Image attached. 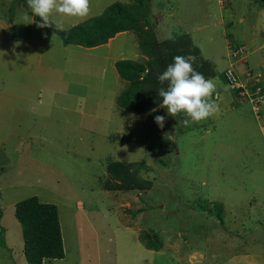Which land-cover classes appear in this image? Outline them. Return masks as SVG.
<instances>
[{
  "label": "rangeland",
  "instance_id": "rangeland-1",
  "mask_svg": "<svg viewBox=\"0 0 264 264\" xmlns=\"http://www.w3.org/2000/svg\"><path fill=\"white\" fill-rule=\"evenodd\" d=\"M116 1L131 0H90L87 18ZM150 2L157 37L187 32L215 63L214 116L185 125L184 114L173 118L159 106L121 114L116 97L125 81L114 63L147 58L135 31L96 47L65 45L36 26L26 0H0V264H28L14 206L33 195L57 206L65 251L44 264H264V109L257 115L248 100L235 101L223 74L254 68L239 80L264 84V7ZM87 18L50 17L64 29ZM236 45L247 63H235ZM248 72L254 77L243 78ZM156 115L166 117L164 128ZM114 161L143 163L151 189H103ZM206 201L223 204L222 221L199 209ZM143 230L162 242L159 250L143 246Z\"/></svg>",
  "mask_w": 264,
  "mask_h": 264
},
{
  "label": "trees",
  "instance_id": "trees-1",
  "mask_svg": "<svg viewBox=\"0 0 264 264\" xmlns=\"http://www.w3.org/2000/svg\"><path fill=\"white\" fill-rule=\"evenodd\" d=\"M258 1L260 6L264 7V0ZM150 5V0H131L129 3L116 1L100 14L68 29L56 31L54 26L49 27L61 37L65 45L76 44L86 48L102 45L118 32L135 31L139 38V49L147 58L119 59L114 63L119 77L125 81V87L116 97L117 106L123 115L147 113L160 105L162 98L158 96V90L166 87V84L161 85L157 77L173 63V57L176 55L195 57L193 67L206 79L214 77L216 72L215 63L202 56L189 33H175L168 39H161L155 35L157 21L151 19L154 15L150 14ZM34 17L38 21L41 19L39 16ZM223 74L228 82L225 70ZM232 90L238 97L247 100L245 96L238 94L239 89ZM257 113L262 114L263 111ZM120 139L123 138L119 135L112 138ZM143 167H145L143 163L139 162H108L105 179L102 182L103 189L110 192L149 191L153 182L140 174ZM204 204L206 205H199V209L208 210L222 221L224 211L222 203L206 201ZM2 213L0 206V218ZM14 216L21 226L23 253L28 264H44L45 261L62 259L65 256L58 209L54 203L40 201L34 195L29 196L15 203ZM3 231L4 228L0 224V245L6 247L2 240ZM138 239L145 248L157 251L162 247V242L151 231H141Z\"/></svg>",
  "mask_w": 264,
  "mask_h": 264
},
{
  "label": "clouds",
  "instance_id": "clouds-1",
  "mask_svg": "<svg viewBox=\"0 0 264 264\" xmlns=\"http://www.w3.org/2000/svg\"><path fill=\"white\" fill-rule=\"evenodd\" d=\"M26 3L33 16L41 18L36 24L41 29L54 26L56 31L64 30L62 23L50 19L53 14L70 18H87L90 13V0H26ZM233 48L236 47L229 48L231 56L238 55L237 61L246 62V58L240 56L242 51L236 52L241 49V45H238L236 49ZM194 60L195 57L191 55L187 57L176 55L173 57V63L169 64L157 77L161 85L166 84V87L158 90V96L162 98L159 107L166 109L167 115L173 118L184 114L189 118L183 120L185 125H188L190 121L194 123L203 121L219 111V105L213 99L216 84L212 79H206L202 73L195 70ZM235 75L240 79L238 74ZM247 77L248 75L243 78ZM262 85L264 86L263 83ZM155 111L156 109L153 108L149 114ZM154 122L159 128H164L166 117L156 115Z\"/></svg>",
  "mask_w": 264,
  "mask_h": 264
},
{
  "label": "built area",
  "instance_id": "built-area-1",
  "mask_svg": "<svg viewBox=\"0 0 264 264\" xmlns=\"http://www.w3.org/2000/svg\"><path fill=\"white\" fill-rule=\"evenodd\" d=\"M237 50L236 52H239ZM227 80L229 85L233 89H239L238 94L240 96H245L247 100L251 103L255 111H258L261 107H264V86L260 85L259 82L254 83H243L239 78L233 73V71L226 72ZM252 74H248L247 78H253Z\"/></svg>",
  "mask_w": 264,
  "mask_h": 264
},
{
  "label": "crops",
  "instance_id": "crops-1",
  "mask_svg": "<svg viewBox=\"0 0 264 264\" xmlns=\"http://www.w3.org/2000/svg\"><path fill=\"white\" fill-rule=\"evenodd\" d=\"M123 32H127V31H121V32L116 33L113 37L109 38L108 41H107L106 43L111 42V40H113V39L115 38V36L120 35V34L123 33ZM3 33H4V32L0 30V35H2ZM109 40H110V41H109ZM95 47H96V46H95ZM140 57H141V56H140ZM236 62H237V63H236ZM239 62H242V61H235L236 64H238ZM243 63H247V62H243ZM234 66H235V65H234ZM234 66H233V67H234ZM261 66H263L262 63H261ZM262 68H264V67H260L259 69H262ZM236 69H237V67H236ZM236 69H235V70H236ZM247 69H252L253 71L256 70V69H254V68H246L244 71L236 72V74H238L239 76L242 77ZM231 90H232V89H231ZM232 94H233V97H234L235 101H241V100H242L240 97L237 96V94H235V92H234L233 90H232ZM244 100H245V99H243V101H244ZM122 226L125 227V228H130V226H129L128 223H126V222H125V223H122Z\"/></svg>",
  "mask_w": 264,
  "mask_h": 264
}]
</instances>
